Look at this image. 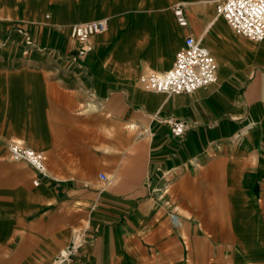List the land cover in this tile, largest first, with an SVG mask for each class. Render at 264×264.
I'll use <instances>...</instances> for the list:
<instances>
[{
    "label": "crops",
    "instance_id": "0c3cea01",
    "mask_svg": "<svg viewBox=\"0 0 264 264\" xmlns=\"http://www.w3.org/2000/svg\"><path fill=\"white\" fill-rule=\"evenodd\" d=\"M110 1L0 0V264H60L79 238L67 264L229 263L249 229L264 264V41L234 32L217 0ZM97 19L107 30L74 60L63 29ZM14 22L30 24L29 56ZM187 36L210 50L216 82L148 91L140 77L170 70ZM14 139L44 153L47 176L11 160ZM211 230L225 231L220 244Z\"/></svg>",
    "mask_w": 264,
    "mask_h": 264
},
{
    "label": "built area",
    "instance_id": "2783aa9c",
    "mask_svg": "<svg viewBox=\"0 0 264 264\" xmlns=\"http://www.w3.org/2000/svg\"><path fill=\"white\" fill-rule=\"evenodd\" d=\"M216 12L225 19L234 32L256 43L264 41V0H222L216 5ZM174 14L180 26L188 25L182 3L175 6ZM107 28V19L79 22L73 25L72 36L77 45L73 59L76 61L84 59L93 48L92 39L97 34L104 33ZM217 72L218 66L210 50L200 40L187 36L170 70L165 73L143 75L139 81L148 91L171 95L191 94L215 83ZM162 122L170 126L174 136L183 137L187 128L185 121L169 116ZM8 149L12 161L27 163L39 174L47 176L48 164L44 153L17 141L11 142ZM101 178L106 179V175L101 174ZM84 244L85 242L81 240L73 243L67 256L59 257V263H69V256L80 251Z\"/></svg>",
    "mask_w": 264,
    "mask_h": 264
},
{
    "label": "rangeland",
    "instance_id": "374dc122",
    "mask_svg": "<svg viewBox=\"0 0 264 264\" xmlns=\"http://www.w3.org/2000/svg\"><path fill=\"white\" fill-rule=\"evenodd\" d=\"M1 1L6 2L5 0H1ZM133 1H135L136 3H139V2L144 3L145 1H149V0H133ZM218 1H222V0H217V2ZM8 2H9V0L6 3L8 4ZM107 2H111V1L110 0H43V3L46 6L41 5V7H47V8L56 10V11H61V9H63V5H64L66 10H79V9H88L91 6V4H94V7L96 6L95 4H98L99 6H103V5L107 6V4H108ZM217 2H216V4H217ZM13 25H14L13 29L17 30L18 33L22 37V42L24 44L22 54L29 56V54H30L29 48L35 44L37 45V42H36L37 40L31 34V30L29 27L30 24L27 25V23L25 24V23H18V22L15 23L14 22ZM72 27H71V29L69 28V29H63V30L68 35L69 34L72 35ZM3 43H4L3 41H0V45H2ZM29 43H31V44H29ZM252 44L254 45V43L251 42V45ZM14 141L23 142V141H20L17 139H14ZM260 148H261V150L264 151V142H262V145ZM258 183H264V181H260V179H258L256 181V183L254 184V185H256L255 186L256 189L260 188ZM217 214L206 215V219L219 217V215H217ZM229 214H228V216H229ZM172 220H175L174 216H172ZM213 226H220V224L219 225L213 224ZM232 231H234V230H228L227 232L229 233ZM204 234H209L210 236L214 237L218 241V243L220 244L221 238H222L221 235L225 234V231L224 230H221V231L220 230H211L209 232L207 231V232L202 233L203 236H204ZM247 236L248 237L246 239H243L244 243L241 244L242 249H240V244H238L235 248L233 245H231L232 247H230V250H229V254H230V262L229 263H215V264H262L259 258H256V259L253 258L254 253L262 251V244L261 243L259 244V242H258L259 239L257 237V233L254 235L253 230L249 229ZM78 240L83 241L81 238H79ZM73 243H75V242H73ZM85 243H86V241H85ZM72 244H71V246H72ZM205 245L206 244L203 243L200 246L205 248ZM84 247H85V244H84ZM263 251H264V248H263ZM244 252L246 253V256H245ZM219 253H220V250H219ZM222 259H223V257H220L219 261L222 262ZM205 264H207V263H205ZM212 264H214V263H212Z\"/></svg>",
    "mask_w": 264,
    "mask_h": 264
}]
</instances>
